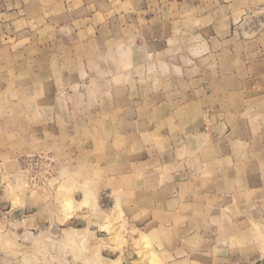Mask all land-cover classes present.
<instances>
[{
  "label": "rangeland",
  "instance_id": "obj_1",
  "mask_svg": "<svg viewBox=\"0 0 264 264\" xmlns=\"http://www.w3.org/2000/svg\"><path fill=\"white\" fill-rule=\"evenodd\" d=\"M0 116V264H264V0H0Z\"/></svg>",
  "mask_w": 264,
  "mask_h": 264
},
{
  "label": "crops",
  "instance_id": "obj_2",
  "mask_svg": "<svg viewBox=\"0 0 264 264\" xmlns=\"http://www.w3.org/2000/svg\"><path fill=\"white\" fill-rule=\"evenodd\" d=\"M10 108H14V107H10ZM14 111V110H13ZM16 119V118H14ZM3 121L4 118L0 116V161L1 160H7L8 163H15L19 156L22 154H24L25 150L23 149V136L20 139V143H17L16 139H15V135H18V128H17V124L18 122L16 120H12L9 124L6 123L7 127L11 128L12 130H8L6 133L3 131V127H5V125H3ZM14 130V131H13ZM24 145L27 147L28 144ZM30 147H32L31 145L28 146V149H31ZM30 151V150H29ZM261 187L256 186V188L253 189V187L250 189L253 190V193L259 194V193H264V189H260ZM263 190V191H261ZM238 192H244L245 194H248V188H242L240 187ZM256 199L258 200V197L256 195ZM253 201V203L255 204L256 200L255 198L251 199ZM240 204L242 205H246L244 206L245 208V214L247 217V204H248V195L247 198L242 200V197L240 198ZM258 206V204H255ZM253 223H258V221H252ZM247 223V222H245Z\"/></svg>",
  "mask_w": 264,
  "mask_h": 264
},
{
  "label": "built area",
  "instance_id": "obj_3",
  "mask_svg": "<svg viewBox=\"0 0 264 264\" xmlns=\"http://www.w3.org/2000/svg\"><path fill=\"white\" fill-rule=\"evenodd\" d=\"M43 161H48V159L41 156H32L26 159H22L20 162L22 166L32 168L36 167L37 165H42Z\"/></svg>",
  "mask_w": 264,
  "mask_h": 264
},
{
  "label": "water",
  "instance_id": "obj_4",
  "mask_svg": "<svg viewBox=\"0 0 264 264\" xmlns=\"http://www.w3.org/2000/svg\"><path fill=\"white\" fill-rule=\"evenodd\" d=\"M13 213L17 215L19 213V211H14Z\"/></svg>",
  "mask_w": 264,
  "mask_h": 264
}]
</instances>
